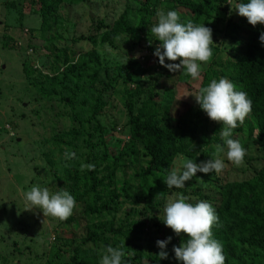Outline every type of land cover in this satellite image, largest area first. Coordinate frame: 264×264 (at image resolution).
<instances>
[{
  "label": "trees",
  "instance_id": "trees-1",
  "mask_svg": "<svg viewBox=\"0 0 264 264\" xmlns=\"http://www.w3.org/2000/svg\"><path fill=\"white\" fill-rule=\"evenodd\" d=\"M14 1L5 2L9 11L16 7ZM90 1L32 0L38 2V8L33 11L39 16L38 31L46 48H50L47 41L51 34L59 40L63 36L58 29L69 15H63L61 10ZM152 1L157 0H132L134 6L127 3L123 12L114 15L110 23L105 18L95 23L93 18V33L69 40L88 41L92 46L90 49L76 50L71 43L54 48V52L50 48L46 57H51L52 63L44 62L43 68H37L28 58L23 59L22 69L32 80L38 95L42 99L63 102L71 111L74 123L70 129L57 131L53 142L59 149L68 147L78 151L60 174L50 173L59 187L67 186L76 202L72 215L61 221L62 225H70L73 231L72 248L64 252L61 245L56 244L59 252L56 264H98L106 246L122 250L123 264H146V261L148 264H183L182 261L160 259L157 248L155 252L142 238L146 231L156 238L153 230L157 223L155 214L174 193L188 196L192 202L194 198H206L214 207L219 219L212 231L222 244L225 264H264V164L258 169L248 164L243 172L249 176L238 174L240 177L237 178L222 176L224 169L215 177L197 172L181 189H168L162 177L179 157L201 159L211 143L221 142L218 124L199 105L197 108L190 106L176 123L171 119L175 82L184 84L190 77L183 71L170 72L159 63L150 72L146 62L143 76L147 82L140 79L141 84L138 83L135 92H130L126 98L131 141L141 144V150L128 144L130 141L113 146L110 135L116 131V126L109 127L104 122L108 99L102 87L97 90L99 83L108 88L120 77L119 74L108 84L101 81V72L107 65L101 49L108 46L120 49V44L130 46L134 41L130 48L133 51L138 48L136 45H144L147 41L159 43L150 31L157 22V9H175L181 22L204 23L215 37L218 31L215 26L222 25L223 40H213L209 67L202 70L201 88L213 79L226 77L237 90L247 93L252 101L251 112L243 124L232 130V138L245 149L256 138L264 160V46L259 41L264 25L253 26L246 17L234 11L230 14L227 0H162V7L154 4L151 8ZM18 19H24L23 12ZM33 30L31 33L35 36ZM226 38H230L231 45L221 47L227 43ZM0 40L14 48L15 41L11 36L4 35ZM30 46L38 50L36 45ZM173 63H179V58ZM135 65L140 67L138 61ZM142 85L146 87L142 88ZM77 141L83 143L77 145ZM221 147H224L223 141ZM221 153L224 152H219L217 157ZM223 160L225 163L227 159ZM142 203L140 209L138 205ZM127 204L133 206L128 208ZM81 226L84 227L82 233L78 232ZM63 238L57 233L54 240L60 242Z\"/></svg>",
  "mask_w": 264,
  "mask_h": 264
},
{
  "label": "rangeland",
  "instance_id": "rangeland-1",
  "mask_svg": "<svg viewBox=\"0 0 264 264\" xmlns=\"http://www.w3.org/2000/svg\"><path fill=\"white\" fill-rule=\"evenodd\" d=\"M6 1L0 0V39L6 35L11 36L15 42L12 45L14 48H11L0 40V264H56L59 253L56 244H60L64 252H69L72 248L73 234L71 232L73 231L70 225H62L58 218L44 217L38 208L25 210L22 193L33 185L47 187L50 192L68 189L65 185L59 187L60 185L51 179L50 173L56 171L60 174L63 166L70 162V159L65 156L66 151L74 152L75 157L77 156V150L68 147L59 149L53 144L57 137L55 133L74 127V123L71 111L65 108L66 105L63 102L42 99L40 94L38 95L36 88L31 84L32 80L26 77L22 69L23 59L28 58L37 68H43L44 62L52 63L53 59L46 57L50 48L54 52V48L59 49L71 43V47L76 50L90 49L92 46L88 41L70 42L69 40L93 33L95 28L93 23H97L98 19L105 18L109 23L112 22L113 16H119L127 3L134 6V2L132 0H91L85 4L70 5L67 9L61 10L63 15H69V19H65L58 29L63 36L59 40L55 38V34H51L47 41V46L50 48H46V42L40 38V31H38L39 16L33 11L38 8V2L16 0L14 1L16 7L9 11L6 8ZM11 1L13 0H8V2ZM152 3L151 8L154 4L158 7L163 5L162 0L152 1ZM20 12L24 14L23 20L18 19ZM67 12L69 13L66 14ZM93 18L94 22H92ZM215 27L218 29L217 37L212 36V39L222 41L223 26ZM226 42L221 47L228 48L231 45L230 38H226ZM30 44L36 45L38 50H33ZM132 44L134 41L130 46L125 43L120 44V49H112L109 46L101 49L107 64L101 72V81L108 84V81H112L119 74L120 77L113 86L109 84L108 88H105L104 84L97 83V90L102 87L108 99L104 122L109 127L116 126V131L110 135L113 146H122L130 141L128 144H134L141 150V144L131 141V133L127 127L126 98L130 92H135L134 88L138 83L141 84L140 79L147 82L143 76L146 62L150 72H153V67L158 65V58L153 55V52L159 43L147 41L144 45H136L138 48L131 51ZM137 61L140 67L135 65ZM165 62L173 63L174 61H168L166 58ZM209 63L210 60L206 65H202L199 79L194 80L190 77L187 83L175 82L176 86L173 89L175 97L171 108V119L174 123L190 106L198 107L194 95L199 94L203 79L202 70L208 68ZM141 87L145 88L146 85ZM159 93L162 94V91L160 90ZM213 122L217 123L219 128L222 127L221 122ZM77 125L80 126L81 123L77 122ZM210 134L214 133L210 131ZM219 139L221 140L220 136ZM82 143L77 141V145ZM217 145L222 146V140L220 144L211 143L205 149V157L197 159L181 156L175 161L173 167L179 169L183 161L187 159L199 163L211 159L213 155L217 157L219 153ZM224 155L221 153L218 158L223 160L226 158ZM129 161H131L130 158ZM225 164L222 176L227 178L249 176V173L243 172L248 164L256 169L264 164L262 147L254 138L247 146L246 155L241 164L235 165L228 160ZM45 165L48 167H44ZM208 174L216 176L215 173ZM169 198H174L173 194H170ZM192 200L198 201L196 198ZM201 200L207 201L206 198ZM132 206L127 204L128 208ZM138 207L143 208V203ZM155 215L157 223L153 230L157 239H153V235L146 231L142 235L144 244L153 247V250L157 248V251H160L156 241L171 236L172 239L165 249L168 252L167 259L178 263L172 251L173 245L179 246L182 239L187 238V234L181 232L177 235L170 227L165 226L159 219V216L163 218V208L159 209ZM82 225L85 227L84 223ZM83 226L78 232L82 233ZM57 233L64 236L60 242L54 240ZM27 246H30L29 249L25 248ZM63 254L67 258V255ZM145 263L148 264L147 261Z\"/></svg>",
  "mask_w": 264,
  "mask_h": 264
},
{
  "label": "clouds",
  "instance_id": "clouds-1",
  "mask_svg": "<svg viewBox=\"0 0 264 264\" xmlns=\"http://www.w3.org/2000/svg\"><path fill=\"white\" fill-rule=\"evenodd\" d=\"M227 4L230 5V14L235 11L237 15L246 17L247 22L253 26L258 23L264 25V0H227ZM156 18L157 22L151 26L150 31L154 40L159 41L153 52L158 63L170 72L183 71L192 79H199L202 65H206L212 55L211 45L214 41L211 29L204 23L181 22L175 9H157ZM259 41L264 46V32L260 33ZM166 58L168 61H177L179 58V63H166ZM194 97L211 120L222 123L219 135L224 147L217 145V152H224L226 159L233 164H241L246 149L237 139L232 138V130L243 124L251 112L252 101L247 93L237 90L230 79L220 77L200 88L199 94ZM65 156L72 159L75 153L66 151ZM224 168V160L213 155L211 159L199 163L192 159L184 160L179 169L173 167L162 177L168 189H181L197 172L220 174ZM22 197L25 210L38 208L44 217L51 216L61 221L72 215L76 204L69 191L61 189L50 192L47 187L38 185L24 191ZM173 197L165 202L163 218L159 216V219L175 234H187V239L182 240L179 246L173 245L176 260L183 264H225L222 244L215 239L212 231L219 219L214 207L203 200L192 202L188 196L179 193H174ZM171 239L169 236L156 241L160 259L168 258L165 249ZM122 256L119 247L106 246L98 264H123Z\"/></svg>",
  "mask_w": 264,
  "mask_h": 264
}]
</instances>
